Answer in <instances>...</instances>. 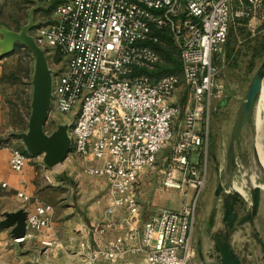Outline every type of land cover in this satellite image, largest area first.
Returning <instances> with one entry per match:
<instances>
[{"label": "built area", "instance_id": "1", "mask_svg": "<svg viewBox=\"0 0 264 264\" xmlns=\"http://www.w3.org/2000/svg\"><path fill=\"white\" fill-rule=\"evenodd\" d=\"M239 22L247 23L255 36L264 24V0H63L53 23L35 30L37 45L65 62V70L53 80L52 105L61 115L76 114L72 150L87 163V176L106 181L109 219L120 209L139 215V176L156 169L158 154L173 141L172 125L181 112L170 100L182 83L189 90V106L164 159L163 188L182 191L188 181L201 193L205 179L193 156L199 155L205 138L197 128L209 124L212 107L224 98L214 59ZM162 33L171 36L179 51L182 76L154 81L151 74L164 64L156 50ZM33 161L13 149L10 169L23 173ZM45 179L52 185L50 177ZM17 198L26 205L32 201L23 192ZM53 214L47 204L28 212L27 235L15 243L51 230ZM195 214L194 204L152 216L141 235L145 264H193ZM112 226L110 221L99 231ZM41 245L47 252L60 247L51 236ZM125 252L119 240L94 259L115 261Z\"/></svg>", "mask_w": 264, "mask_h": 264}, {"label": "rangeland", "instance_id": "2", "mask_svg": "<svg viewBox=\"0 0 264 264\" xmlns=\"http://www.w3.org/2000/svg\"><path fill=\"white\" fill-rule=\"evenodd\" d=\"M29 1L0 0V28L19 32L27 25L28 14L36 7ZM47 6L34 15L36 29L54 21L55 11L46 12L45 9H49ZM232 29L234 34L229 37L230 44L214 59L220 71L219 80L225 86L224 98L212 107L209 124L202 122L197 128L205 138L200 156H193V163L197 164L200 177L205 179L201 193L191 187L188 181L182 191H166L163 188L166 169L164 159L170 156L171 148L178 138L179 125L183 122L184 113L189 106V90L184 83L174 95L177 102L175 106L180 109L181 114L172 125L173 141L158 154L156 169L144 171L138 180V202L145 216L156 215L164 210L179 211L184 206L195 204V226L198 217H204L207 213L213 217L218 215L223 220L224 229L213 237L214 243L220 245L229 244L232 229L229 227L230 220L226 221L225 217L230 208L235 213L248 210L264 213V165L259 155V147L264 148V123L258 129L252 117L249 120L244 119L241 124L242 105L253 78L264 65V56L253 60L251 50L262 31L261 27L257 28L255 36H252L253 33L245 22L235 23ZM45 52L55 80L65 70V62L49 55L48 51ZM0 62L4 78V83L0 86V96L5 120L0 130L5 135L0 143L4 147L21 151L24 148L21 141L10 135L27 131L31 115L34 60L32 56L27 57L24 49H17ZM65 117L66 115L57 113L52 105L45 127L46 133L54 132L58 125L65 122ZM75 119L76 114L74 119L68 121L70 133ZM86 165L71 150L64 164L46 170L52 179V185L58 184L59 187L58 194L54 197L74 203L81 213L99 214L108 204V185L103 179L87 176L84 173ZM256 200L258 206L255 208Z\"/></svg>", "mask_w": 264, "mask_h": 264}, {"label": "crops", "instance_id": "3", "mask_svg": "<svg viewBox=\"0 0 264 264\" xmlns=\"http://www.w3.org/2000/svg\"><path fill=\"white\" fill-rule=\"evenodd\" d=\"M2 75L0 65V80ZM176 103L174 96L170 104ZM74 118L75 113L66 115L63 124H68ZM4 123L0 96V130ZM4 135L0 131V140H3ZM12 150L6 146L0 147V220L6 213L20 210L28 213L44 204L51 205L54 214L51 230L23 243H15L11 230L0 232V264H145L146 253L140 250L141 235L146 222L155 214L145 216L139 208V215L133 217L128 211L120 209L109 219L106 214L110 206L109 200L106 209L99 214L81 213L74 203L54 197L58 194V184L50 185L46 182L45 178L49 177V173L39 158L34 159L23 173L13 172L9 164ZM90 164L96 166L98 163ZM19 192L32 197L31 203H22L17 198ZM207 214L198 217V222L194 225L192 246L196 257L193 264H223L218 252V247L222 245L214 243V238L224 229V223L218 215L213 217ZM236 214L237 219L229 237L231 251L237 258L234 264H264V213L248 210ZM110 221L113 226L101 233L99 230ZM47 236L53 237L60 245L54 252H47L41 245V241ZM119 240L123 241L126 250L121 258L115 261L94 259L96 253L106 250Z\"/></svg>", "mask_w": 264, "mask_h": 264}, {"label": "water", "instance_id": "4", "mask_svg": "<svg viewBox=\"0 0 264 264\" xmlns=\"http://www.w3.org/2000/svg\"><path fill=\"white\" fill-rule=\"evenodd\" d=\"M38 7L28 14V23L19 32L7 28L0 29V59L12 55L16 47H26L34 60V73L31 81L32 99L31 115L25 133H12V138L21 141L22 146L33 159L42 158V163L47 169H54L66 162L72 150L70 125H58L51 134H47L45 127L50 117L53 104V80L54 73L49 68L46 52L41 49L32 32L36 29L35 12ZM264 87V65L259 69L252 80L246 95V100L241 108V124L244 119H255L256 107ZM254 207L258 206V200ZM256 212V211H255ZM225 220H230L229 227L235 225L237 214L230 208ZM229 217V219H228ZM11 230L15 240L27 235V212L24 210L15 213H6L0 220V232ZM223 264H234L237 259L231 251L229 244L218 247ZM237 264V263H235Z\"/></svg>", "mask_w": 264, "mask_h": 264}, {"label": "trees", "instance_id": "5", "mask_svg": "<svg viewBox=\"0 0 264 264\" xmlns=\"http://www.w3.org/2000/svg\"><path fill=\"white\" fill-rule=\"evenodd\" d=\"M31 4H35L36 7H38V11L46 8V5L49 9H45L46 12H54L57 7L63 2V0H30ZM35 12V14H36ZM1 29V28H0ZM8 29V28H7ZM22 29V28H21ZM262 35H260L256 40V45L251 48L252 50V58L255 60L258 57L264 56V24L261 27ZM234 31L231 27L230 35H233ZM229 38L228 42L226 44L229 45ZM17 49H24L26 52L27 57L31 58V53L26 47H23L21 45H18L16 47ZM157 52L159 55L163 58L164 64L159 67L154 73L151 74V77L154 81H157L158 79L168 76V75H175V76H182V69H181V62L179 57V51L175 47L171 36L168 33H162L161 34V44H159L156 47ZM3 60V58L0 59V61ZM4 83V78L2 77L0 80V86H2ZM4 108V107H3ZM3 144L0 143V147H2ZM22 153L29 155L25 149L23 148L21 150Z\"/></svg>", "mask_w": 264, "mask_h": 264}, {"label": "bare ground", "instance_id": "6", "mask_svg": "<svg viewBox=\"0 0 264 264\" xmlns=\"http://www.w3.org/2000/svg\"><path fill=\"white\" fill-rule=\"evenodd\" d=\"M264 87H263V90H262V93H261V96L259 98V101H258V104H257V107H256V112H255V124H256V127L259 129L261 126H262V123H264L263 121V118H264ZM260 143V142H259ZM258 145V144H257ZM262 145V144H261ZM260 145V146H261ZM259 147V146H258ZM257 147V148H258ZM256 148V149H257ZM259 155H261V159L262 160V163L264 165V148L262 147H259ZM257 156H258V150H257ZM260 157V156H259ZM261 164V163H260ZM261 165V166H263ZM264 167V166H263Z\"/></svg>", "mask_w": 264, "mask_h": 264}]
</instances>
